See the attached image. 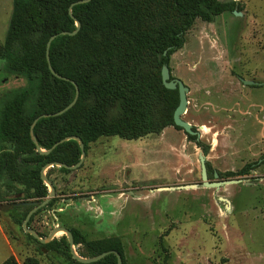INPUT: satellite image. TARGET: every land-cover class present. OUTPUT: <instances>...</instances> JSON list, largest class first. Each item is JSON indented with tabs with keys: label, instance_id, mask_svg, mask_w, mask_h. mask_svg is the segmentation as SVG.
I'll use <instances>...</instances> for the list:
<instances>
[{
	"label": "rangeland",
	"instance_id": "rangeland-1",
	"mask_svg": "<svg viewBox=\"0 0 264 264\" xmlns=\"http://www.w3.org/2000/svg\"><path fill=\"white\" fill-rule=\"evenodd\" d=\"M236 2L239 16L223 11L212 22L193 21L169 57V75L188 88L182 118L209 145L210 172L255 166L242 175H217L239 183L159 190L179 185L165 184L177 182L179 170L190 179L184 183L200 182L201 151L182 130L165 127L135 140L102 136L76 169H43L55 200L28 217L24 226L35 238L48 239L57 226L76 228L86 239L117 236L126 264H264V0ZM11 8L12 0H0V44ZM22 83L0 66V93ZM178 151L192 159L188 167ZM21 213L11 203L0 205V262L11 255L18 264L27 257L68 264L26 238Z\"/></svg>",
	"mask_w": 264,
	"mask_h": 264
},
{
	"label": "trees",
	"instance_id": "trees-1",
	"mask_svg": "<svg viewBox=\"0 0 264 264\" xmlns=\"http://www.w3.org/2000/svg\"><path fill=\"white\" fill-rule=\"evenodd\" d=\"M74 1L12 0L0 44L2 71L23 81L0 93V205L11 203L20 209L21 220L31 208L22 202L41 201L47 195L40 170L48 163L70 166L78 161L79 145L71 136L81 142L85 155L88 145L102 136L135 140L166 126L179 130L172 122L177 90L162 85L161 66L169 71V57L183 45L184 33L195 19L212 22L223 11H240L234 0H87L72 5L69 13ZM75 21L79 23L75 34L57 35L47 50L52 70L66 80L49 71L45 43L54 33L74 30ZM70 81L77 89L73 105L59 115L39 117L31 127L39 148L49 149L36 151L30 124L36 116L56 112L72 100L75 89ZM184 134L207 154L208 144ZM58 140L62 141L51 148ZM255 164L217 175L246 174ZM205 167L210 172L208 162ZM58 170L71 171L64 166ZM54 200L50 198L37 211ZM66 229L79 257L113 250L126 264L119 237L86 239L76 228ZM25 236L38 250L53 251L68 264H116L112 252L88 263L76 260L64 235L47 242ZM0 264L18 263L9 255ZM22 264H37V260L27 257Z\"/></svg>",
	"mask_w": 264,
	"mask_h": 264
},
{
	"label": "water",
	"instance_id": "water-1",
	"mask_svg": "<svg viewBox=\"0 0 264 264\" xmlns=\"http://www.w3.org/2000/svg\"><path fill=\"white\" fill-rule=\"evenodd\" d=\"M87 0H76L72 3L69 4L67 10L68 12L70 13V7L74 4H78V3H82V2H86ZM232 14L236 15V16H239L240 15V12L239 11H236V10H232L231 11ZM78 26H79V23L77 21H75V29L74 30H71V31H59L57 33H54L52 35H50L48 37V39L46 40V43H45V59H46V64H47V67L49 69V71L55 75L56 77L58 78H62V79H66L68 80L67 78L65 77H61L59 76L58 74H56L50 64H49V60H48V55H47V50H48V46H49V43L50 41L56 37L57 35H73L75 34L76 30L78 29ZM164 53V52H163ZM160 80H161V83L162 85L167 88V89H176L177 90V97H178V101H177V105L175 106L173 112H172V122H173V125L179 127L183 133H186V134H189V135H195L196 139L199 137V132L197 130H192L191 127L192 125L185 121L183 118H182V114L185 112L186 110V104H187V99H186V92L188 90L187 86L185 84L182 83L181 80L177 79V78H169V71H168V68L166 65H162L161 68H160ZM73 86H74V89H75V93H74V97L72 98V100L66 104L63 108H61L60 110L56 111V112H53V113H48V114H40L38 116H36L31 124H30V136H31V140L34 142L35 144V150L36 151H39L41 153H46L48 150H43V149H40L39 146L36 144L35 142V138L34 136L32 135L31 133V127L33 125V123L39 118V117H45V116H55V115H59L61 113H63L64 111H66L68 108H70L73 103L75 102V99H76V96H77V89H76V86L75 84L70 81ZM240 82L243 84V85H254L256 84L257 82H254V81H251V80H244V79H240ZM70 137H65L64 139H68ZM71 138L75 139L77 142H78V145H79V150H80V156H79V159L76 163H74L73 165H70V166H66L64 164H61V163H48L46 166L48 165H55L57 167L59 166H64L66 168H69V169H76L80 164L81 162L83 161V158H84V151H83V146L81 144V142L76 138V137H73L71 136ZM62 139V140H64ZM62 140H58L57 142H55L51 148L53 146H55L57 143H59L60 141ZM197 157H198V163H199V178H200V182L197 184V183H191V184H182V185H177V186H165V187H157V189L159 190H174L176 188L178 189H182V188H194V187H197V186H204V187H214V188H218L219 186H223L225 184H230V183H239L241 181V179L239 178H228V179H217V174L215 172H213V179L212 181L208 180L207 178V173H206V167H205V156L201 153V152H198L197 153ZM44 166L41 170H40V178L43 182H47V187L49 189V192L48 194L41 200V201H38V200H32V201H28V202H22L21 204L22 205H29L31 206V208L28 210V212L26 213L24 219H23V222H22V227L23 229L27 230L28 232H30L24 225L28 219V217L30 216V214L35 211L36 209L38 208H41L43 207L50 198L53 197V187L51 186V184L49 183V181L45 178V176L42 174V171L43 169L46 167ZM63 231L65 233V236H66V239H67V243L69 245V249H70V252H71V255L73 258H75L76 260L80 261V262H84V263H88V262H91V261H94L98 258H101L102 256H104L105 254L107 253H114L115 255V258H116V264H121V258L119 256V254L113 250H107V251H103L95 256H92V257H87V258H83V257H79L72 249V239H71V235L69 233V231L66 229V228H63V227H55L49 234V237L48 239L46 240H42V239H39V238H36L39 242H47L49 241L54 233L56 231ZM30 235L31 236H35L33 235L32 232H30Z\"/></svg>",
	"mask_w": 264,
	"mask_h": 264
},
{
	"label": "crops",
	"instance_id": "crops-1",
	"mask_svg": "<svg viewBox=\"0 0 264 264\" xmlns=\"http://www.w3.org/2000/svg\"><path fill=\"white\" fill-rule=\"evenodd\" d=\"M219 1H230V0H219ZM234 1H237V0H234ZM166 127H172V126H166ZM165 128V127H164ZM173 128V127H172ZM163 130V129H162ZM161 130V131H162ZM160 131V132H161ZM159 132V133H160ZM199 132V131H198ZM158 134V133H157ZM200 135V134H199ZM145 137V136H144ZM141 138H143V137H141ZM171 149H172V151H174V149H173V147H171ZM198 153V152H197ZM176 155H179V158L181 157L182 159H184V160H186V162H188V163H185V165H187V167H188V165H189V163H191V161H192V159L189 157V156H187L185 153H180L179 151L178 152H176ZM178 174H180V178L178 179V181L176 182V181H174V182H172V183H165V184H168V185H177V184H179V185H182V184H188V183H184V182H186V181H190V179H183V176L181 175V173H180V170L178 171ZM189 184H191V183H189ZM165 186H167V185H165Z\"/></svg>",
	"mask_w": 264,
	"mask_h": 264
},
{
	"label": "flooded vegetation",
	"instance_id": "flooded-vegetation-1",
	"mask_svg": "<svg viewBox=\"0 0 264 264\" xmlns=\"http://www.w3.org/2000/svg\"><path fill=\"white\" fill-rule=\"evenodd\" d=\"M257 84V83H256ZM256 84H254V85H256ZM198 131V130H197ZM197 139H199V137L197 138ZM205 156V155H204ZM205 162H206V160H205ZM213 172H215V171H213ZM213 172H212V178H213ZM206 173L208 174V171L206 170ZM216 173V172H215ZM217 174V173H216ZM208 178V177H207ZM214 180V179H213Z\"/></svg>",
	"mask_w": 264,
	"mask_h": 264
}]
</instances>
